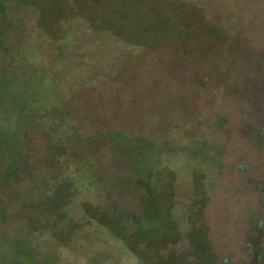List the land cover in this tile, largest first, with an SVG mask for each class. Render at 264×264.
<instances>
[{
  "label": "rangeland",
  "instance_id": "rangeland-1",
  "mask_svg": "<svg viewBox=\"0 0 264 264\" xmlns=\"http://www.w3.org/2000/svg\"><path fill=\"white\" fill-rule=\"evenodd\" d=\"M233 1L226 29L178 1L2 0L0 264H264V0Z\"/></svg>",
  "mask_w": 264,
  "mask_h": 264
},
{
  "label": "trees",
  "instance_id": "trees-1",
  "mask_svg": "<svg viewBox=\"0 0 264 264\" xmlns=\"http://www.w3.org/2000/svg\"><path fill=\"white\" fill-rule=\"evenodd\" d=\"M168 1H178L180 3H184L190 6H193L197 9L201 19H203L204 21H207L211 24L217 25V26H223L226 29H229V25H230V21H235L236 19H238L239 17L244 16V13L240 10V11H235V15L230 16L227 15L225 13V11L221 8L220 4L224 1V0H168ZM240 0H236L233 1L237 4L236 7H238V2ZM239 9V8H236ZM5 12V5L2 2V0H0V13H4ZM91 161L94 163L93 160V155H92V159ZM72 165H74V163H72ZM75 166H77L79 168V172L80 175L82 176L83 179H91V174L93 175V173H89L90 169H87L88 163L87 162H83L82 164L78 165V163L75 164ZM81 166V167H80ZM95 171V169H94ZM85 183H88L85 182ZM77 186H79V188H83L86 187L83 184H78ZM79 196L82 197L81 202L82 201H89L90 199H93V197L95 196L94 194H80ZM85 203V202H84ZM78 209L74 211V216H78V217H87L86 213L84 212V206L82 205H78ZM122 243V242H121ZM55 245H57L55 247L57 255L64 258V260L66 262L70 261V256L68 251L65 249V245H67L66 243H56ZM122 245H124L122 243ZM17 251V249H16ZM18 253V252H17ZM133 257V256H132ZM19 264H21L19 262Z\"/></svg>",
  "mask_w": 264,
  "mask_h": 264
}]
</instances>
